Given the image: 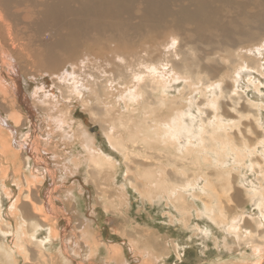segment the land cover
I'll list each match as a JSON object with an SVG mask.
<instances>
[{
    "label": "bare ground",
    "instance_id": "6f19581e",
    "mask_svg": "<svg viewBox=\"0 0 264 264\" xmlns=\"http://www.w3.org/2000/svg\"><path fill=\"white\" fill-rule=\"evenodd\" d=\"M120 1L0 0V264H86L70 252L93 260L101 245L108 262L126 263L119 246L104 245L88 225L82 230L74 223L68 195L69 203L60 205L52 180L55 171L41 148L55 154L53 163L66 161L70 172L87 166V174L98 181L104 208L113 206V200L103 173L115 177L120 165L112 155L118 152L143 198L153 200L163 192L187 213L185 222L196 209L197 216L224 232V246L232 257L215 264H264V102L261 96L241 103L240 91L241 96L230 95L244 72L258 92L264 80V0H234L235 15L226 21L219 19L221 9L210 4L221 0H142L156 19L173 1L175 12L186 13L195 27L186 35L192 42L183 37V46L173 31L160 40L154 34L136 51L134 39L141 29L130 35L129 18L127 23L119 16L118 23L108 21L107 39L99 32L101 18V30L93 21L102 5L110 11L106 16L116 15ZM85 13L89 15L82 18ZM81 20L85 25L79 27ZM89 29L103 40L88 38ZM12 30L26 37L30 30L34 36L29 45L20 40L18 45L15 36L11 39ZM77 31L82 32L79 37ZM26 78L42 80L28 95ZM71 105H81L89 120L75 119ZM37 111L43 115L45 138L35 132ZM22 125H29L30 133ZM98 129L113 154L95 144L91 130ZM53 137L64 141L66 149L53 145ZM120 186L125 189L124 183ZM247 204L246 213L242 209ZM203 234L208 236L204 229ZM128 238L136 259L167 264L144 234Z\"/></svg>",
    "mask_w": 264,
    "mask_h": 264
},
{
    "label": "rangeland",
    "instance_id": "374dc122",
    "mask_svg": "<svg viewBox=\"0 0 264 264\" xmlns=\"http://www.w3.org/2000/svg\"><path fill=\"white\" fill-rule=\"evenodd\" d=\"M156 1H161V0H156ZM183 3L186 4L185 1ZM210 4L212 5L213 8L216 7V8L221 9L219 13L220 17L217 14V17H219L220 20L226 21L227 18L230 19V17H233L235 15L234 9H233V5L235 4L234 0H231L229 4L224 3V0L210 1ZM119 5L120 6L118 7L120 8L117 9L118 11L117 10L113 11V13L116 12L118 15L117 14L112 15L114 16L112 17L109 14V16L114 18L115 20H112L111 18L109 19V16H106L107 15L106 12L107 11L110 12L107 5H102L100 7V12L97 13V15H95V17L97 16L96 19L95 18L93 19V21H96L97 23L96 30L97 31L101 29L103 30V31L101 30L102 32L101 31L99 32L101 34L102 33L104 34V36L102 34V37L104 39H107L108 34L111 35L110 33L111 28L108 27L109 22L116 23L117 21L118 23V21L122 20L127 23L128 22L127 20L129 18L130 26L129 24H127L128 29H129V34L133 33L132 30L136 31V29L138 30L141 29V32L140 31L139 32L141 33V35H143L142 37L140 33H138L140 37H138L137 39H134L135 41L138 40V42L136 43L137 48H134L135 51L139 50V48L142 47L141 45L142 41H148V39L152 38L154 34L156 33H157L156 36L159 37L157 38L160 40L163 38L162 35L165 36L167 33H171V32H172L171 34H174L173 33L174 31L175 34L178 35V38L181 42L180 43L181 46H183L186 42L185 41L186 39L184 40L183 37H187V39L189 41L191 40L192 42L193 37H189L186 35L192 33L191 29L192 27L194 29L195 25L194 23H191V21H188V18H187L188 15L186 13L183 14L182 12V14H178V12H175L178 9V6H176L173 1L172 3H169V6L164 7L168 12L159 17L157 16L158 19H156L154 17V14H152V12L148 10L147 6L143 7L144 4L142 0H125V1L121 0ZM104 7L105 9L103 10L104 11L103 12L101 10ZM194 7H195L194 5H191L189 9L190 8L194 9ZM246 7L247 8H245V10L247 12H250L251 11V9L249 8L250 5ZM126 11H128V13H126ZM103 14H105V16ZM205 14H206L205 11H202L201 17H204ZM88 15L85 13V14H82L81 16H83L82 18H85ZM115 16L117 17L119 16L118 18L120 17L122 18L120 20ZM89 17L92 18V15H90ZM104 17H106L107 19L106 18L104 19ZM97 19L98 20L100 19L99 22L100 23L102 22V24H100ZM143 19H145L144 20L145 22L143 21ZM84 21L85 20H83V22ZM14 22L17 23V21H14ZM14 22L13 24L15 25ZM81 22L82 20L78 21L77 23L79 27L81 24L85 25L84 23H81ZM98 23L99 25H101L102 28L98 25ZM138 23L139 24L141 23V26ZM17 26L16 27L19 28L22 25L18 24ZM98 26L101 29H99ZM103 26L105 27L107 26L106 29ZM79 27H78V30H79ZM61 29H64V28H61ZM112 30H114V28H112ZM13 31L14 30H12L11 32V37H12L11 39L13 40L15 36V39L13 41L18 45L20 41H22L23 44L27 43V45H29V42L32 40L34 36V34L32 33L33 31H30V30H28L27 32L28 34L31 32L29 34L30 35L29 37L32 36L31 39L29 37H26V35L24 34L25 32L22 33V35L23 34L25 35V36L23 35L24 37L23 38L21 35V32L15 33V31L14 32ZM80 31L76 32L77 37H79L78 36L79 33H82ZM97 31L96 32L94 31V33L93 32L91 33L89 29L88 34H87L88 38H92V39L100 38L103 40V38L100 37L101 34L97 36L98 35L97 33H99ZM62 32L66 33V31L64 30ZM121 33L122 32H120L119 34ZM119 34L117 35L118 37H119ZM134 34L137 35V33L135 32L133 33V35ZM45 37H47V35H45ZM198 44L200 43L198 42ZM50 45H53V44H50ZM28 47H27L28 50H31L32 51L31 53L34 54L35 53L34 47L33 48L32 46H28ZM184 48L186 49V46H184ZM218 48L220 50V53H222L220 49L222 48V46H219ZM218 48H216V50H218ZM39 49H41V47ZM106 68L110 69L108 66H106ZM20 70L23 71L22 69ZM246 76L247 74H245L244 72L243 76H241L242 79L240 80V82L235 83L234 86L236 87L234 88V90L232 91L230 95L238 97L239 95L241 96L242 94V97L239 100L241 103L242 102L248 103L247 100L253 101L261 96L263 99L262 102H264V80H262V84L259 87L260 88L259 89L260 93H259L257 89L253 87L252 84L247 82L248 80H246L247 78ZM28 79L29 78H26L25 80L27 83L30 84L29 86H27L28 92L27 90H25L26 94L30 92L29 91L30 89H33L34 86L37 87V84L42 82V80L39 78H36L32 81H29ZM44 79L51 80L48 75H45ZM230 81L232 80L230 79ZM246 82L248 84H246ZM237 91H240L241 94H238ZM74 106L75 107L72 106L73 107L72 116L73 117L75 116V119H78V117L79 118L85 117L87 120H89L88 112H86L85 109H83L81 105H74ZM193 107L194 109L197 110L196 103L193 104ZM0 112L2 113V111ZM4 114H2V116L5 119ZM42 119H43L42 112L37 111V114L35 115V120L37 122V126H36L37 130L35 132L36 134H43L44 135L43 137L45 138L46 131H44L45 127L43 126ZM92 125L94 124L92 123ZM21 128L23 132H25V134L30 133V131H28L30 130L29 125H22ZM257 129L260 130V128H257ZM97 131L99 133H96V131L91 130V133H95L94 136H95V139H97L95 140V144L101 147V149H103L105 153L110 152L111 154H113L114 150L105 141V138L102 135L101 131L99 129ZM14 135L15 137L17 136L19 139V135H16L15 132H14ZM59 140L60 139L58 137H53L51 140V143L55 145L56 147L59 146L58 149H62L63 147H65L66 149V146L63 144L64 141H59ZM41 151L43 152L42 156L44 154L45 155L43 157L46 156L44 159L47 160V164L50 165V167H52L55 171V176L52 180H54L53 181L54 184L56 183L55 190H57V196L61 198L60 205L63 207L64 202H68V199L66 201L64 194L68 195L69 196L68 198L72 203H70V206H69L71 207V209L70 210L67 209V210L69 212V215L73 217L74 223L77 224L79 228L82 230L84 227H87L86 225H88V228L93 233V235L95 234V236H97L98 239L101 240V242H103L104 245L107 246V244L111 243V244L119 246L123 250L122 257L126 259L125 264H144L140 258H139L140 260L136 259L137 253L133 252L129 248L130 239L128 238V236L134 237L138 234H144V237L145 238L147 237L145 240L148 242L150 241L149 242L150 244H153V243L157 244L155 248L157 247V249L159 248L160 251L163 252V254L166 256L165 258L167 260V264H215L217 261H220V262L227 261L228 259L232 257L230 250L226 249L224 246V242H223L224 232L216 226H210V221L208 219L197 216L196 209H193V213L189 217V220L187 218V222H188L187 223L183 219V217H185L187 213H183L182 211L176 209L172 203L167 201V198L163 195V192L162 194L160 193L154 196L153 200L145 196L143 198L142 197L143 195L134 186V184H132V182L128 178L127 173L129 171L128 169L125 168L123 157L118 152H114V154L112 155L115 157V158L113 157V159L115 160L117 159L116 162L117 163L119 162L117 166L120 165L119 167H117L118 172L115 175V177L113 176V178L110 179L109 174L103 173V180L106 179L105 182H107L106 184L109 186L108 187L109 192L111 193V196H112L111 198L113 200V203H112L113 206H108L109 208L106 206L107 208L106 207L104 208L105 205L101 201L102 199L99 197L97 193L98 181L96 182L94 178L91 179L90 176L87 174L86 172V170H88L87 166L85 167V169L81 167L79 168V170L76 169L73 172H70L68 171V168L64 166V163H66V161L62 163L61 162L56 163L55 161L53 163L54 161L53 157H55V154H51L50 152H47L45 150L43 151L42 148H41ZM79 153H80V149H79ZM25 154H26V151H25ZM46 167L48 166L46 165ZM19 173L20 172H18L17 174L19 175ZM112 180L114 181V183H112L113 182ZM121 183H124L125 185V189L123 190H122L123 186H120ZM11 184L14 185L13 183ZM48 187H49V181H47L46 184L44 185V188L41 191V196H45L46 190ZM60 187H63V192H64L63 194H59L61 193ZM113 187L115 188L117 187V188L115 189ZM122 193H126L124 194V197L122 196L123 195ZM114 198H116L117 200L115 201ZM194 205L198 206V209L202 208V204L199 201H196ZM242 211H245L246 213L249 212L250 204H247L242 209ZM74 223L71 222V224H74ZM71 224L67 230V233L69 232V229L71 228ZM61 227H63V225ZM203 229L208 233V236L205 238H202L204 236ZM81 241L82 240H80V242ZM66 242L70 243V239H67ZM60 244L57 243L55 245L59 246ZM176 244H179V247H178L179 250H176L175 248ZM70 254L74 259H76V261H79V262L82 261L84 263L88 262L86 264H105V263L106 264H111V263L116 264L112 260H111L112 262L111 261L108 262V260L110 259L109 257H107L108 255L104 250V246L102 245L98 253L94 257L95 260L88 259L87 254L85 253H84V256L83 254H81L82 256H79L71 252ZM235 254H239V252H236Z\"/></svg>",
    "mask_w": 264,
    "mask_h": 264
},
{
    "label": "water",
    "instance_id": "95a60500",
    "mask_svg": "<svg viewBox=\"0 0 264 264\" xmlns=\"http://www.w3.org/2000/svg\"><path fill=\"white\" fill-rule=\"evenodd\" d=\"M91 129H96V127L95 126H92Z\"/></svg>",
    "mask_w": 264,
    "mask_h": 264
}]
</instances>
